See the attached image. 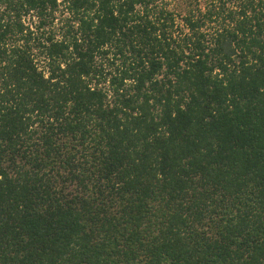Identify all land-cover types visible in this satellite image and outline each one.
Returning a JSON list of instances; mask_svg holds the SVG:
<instances>
[{
  "label": "trees",
  "instance_id": "16d2710c",
  "mask_svg": "<svg viewBox=\"0 0 264 264\" xmlns=\"http://www.w3.org/2000/svg\"><path fill=\"white\" fill-rule=\"evenodd\" d=\"M168 1L0 0V264H264V0Z\"/></svg>",
  "mask_w": 264,
  "mask_h": 264
},
{
  "label": "rangeland",
  "instance_id": "374dc122",
  "mask_svg": "<svg viewBox=\"0 0 264 264\" xmlns=\"http://www.w3.org/2000/svg\"><path fill=\"white\" fill-rule=\"evenodd\" d=\"M166 2V0H164ZM168 2H171V4L173 3V0H169ZM219 22L213 23L212 27H208V29L210 30V28H214V27H219Z\"/></svg>",
  "mask_w": 264,
  "mask_h": 264
}]
</instances>
